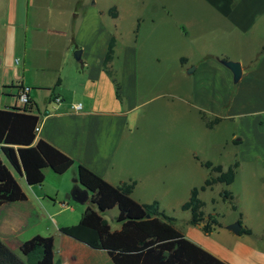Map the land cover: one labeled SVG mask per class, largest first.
I'll return each mask as SVG.
<instances>
[{
  "label": "crops",
  "instance_id": "0c3cea01",
  "mask_svg": "<svg viewBox=\"0 0 264 264\" xmlns=\"http://www.w3.org/2000/svg\"><path fill=\"white\" fill-rule=\"evenodd\" d=\"M77 1L0 0V101L16 102L19 89L28 87V109L39 119L36 140L74 161L61 175L44 169L40 186L17 177L26 199L0 206V241L25 260L23 242L52 236L55 264H113L108 250L134 253L184 238L225 264H264V0H155L151 10L143 9L141 0L142 17L127 31L122 17L134 7L130 0H82L83 12L72 30ZM111 40L108 75L104 60ZM76 50L80 61L74 59ZM215 57L240 63L237 84ZM8 58L19 64L7 67ZM192 66L194 72L187 73ZM55 97L61 102L55 103ZM201 113L208 121L221 120L207 128ZM193 118L210 153L203 160L190 136ZM200 161L224 170L238 163L231 184L205 190L219 186L222 191L224 186L236 208L224 223L212 209L221 191L210 199V209L204 202L205 215L217 214L221 224L209 234L191 225L190 212L181 210L191 190L210 175ZM79 166L113 189L135 182L133 202L157 201L176 221H119V206L103 209L89 191L85 204L66 199ZM205 191L199 193L201 201ZM88 211L106 221L103 249L59 230L77 224ZM153 219L162 232L155 237L148 232ZM239 219L251 235L226 228ZM128 227L132 237L123 235ZM242 237L257 239L247 250L234 249Z\"/></svg>",
  "mask_w": 264,
  "mask_h": 264
},
{
  "label": "trees",
  "instance_id": "16d2710c",
  "mask_svg": "<svg viewBox=\"0 0 264 264\" xmlns=\"http://www.w3.org/2000/svg\"><path fill=\"white\" fill-rule=\"evenodd\" d=\"M82 3V0H78L75 5L71 22L72 30L75 27L78 13L83 12ZM109 13L115 17L114 9H111ZM113 46L114 42L111 40L104 60V68L108 75H111V72L106 65L112 58ZM262 53H264V46L261 50ZM116 95L119 97L118 86ZM30 110L27 108L0 109V206L3 203L26 199L25 193L17 182V177L23 176L29 186H40L45 178L44 169L49 168L55 174L61 175L74 165V161L70 157L52 145L41 139L36 140L35 130L39 119ZM201 119L205 121L207 128H212L221 120L214 118L208 121L203 113H201ZM200 164L210 171V175L200 187L191 190L190 197L181 206V210L190 212V224L193 226H197L200 220L207 217L208 223L201 230L205 234H209L215 228L221 227V224L216 218L217 214L205 215L203 212L205 204L199 199V193L219 183L231 184L238 163H234L225 170L222 166H214L209 161H200ZM75 178L86 190L96 194L95 200L101 208H111L117 204L120 209L119 221L143 220L147 216L158 217L169 224L176 221L175 218L160 210L157 201L142 205L133 202L130 199L135 185L133 181L123 183L113 189L81 166L77 168ZM222 198L230 201L233 199L227 191L223 192ZM231 209L236 210L235 206H231ZM238 222L241 224L240 219ZM105 226L106 221L99 218L94 212L88 211L77 224L61 227L59 230L93 249L100 250L107 243L103 241V233L107 236L108 241ZM131 233L128 227L123 235L132 237ZM241 234L251 235V231L242 228L239 235ZM116 236L119 237V234ZM20 252L26 258L25 260L19 258L0 241V264H55L54 238L52 236L36 235L21 244ZM107 253L113 264H225L184 238L161 242L134 253L113 250H108Z\"/></svg>",
  "mask_w": 264,
  "mask_h": 264
},
{
  "label": "rangeland",
  "instance_id": "374dc122",
  "mask_svg": "<svg viewBox=\"0 0 264 264\" xmlns=\"http://www.w3.org/2000/svg\"><path fill=\"white\" fill-rule=\"evenodd\" d=\"M109 1H115V0H106V2H109ZM138 1H139L140 8H142L141 7V0H130L129 1L130 6H132L134 3V7L130 10V13H128L122 17V29H124L126 31L129 30L131 28V26L134 25V22H136L137 19L142 17L141 12L139 10V6H138ZM136 3H137V5H136ZM143 4H144L143 9H146V10L155 9V0H143ZM126 36H127V33H126ZM11 65L16 66L17 64L15 63V59L10 60L8 58L6 61V66L11 67ZM6 98L7 97H3V101H2L3 103L0 101V109H3L4 107L12 108V107H14V105H17L18 108H21V106L17 103V99H16V102H14L15 100H11V99L8 100ZM0 100H2V99H0ZM7 105H12V106H7ZM154 106H155V101L152 103L151 107H154ZM28 107L29 106H27V109H28ZM151 112L153 115V120L155 122V111H151ZM166 116H168V114H166ZM174 118L176 120V125H177V122H179V120L176 116ZM189 122H190V129H191L190 136L193 138V144H194L193 147L197 150V156L199 157V159L203 160L210 153L205 151V148L203 145L204 138H202V136L199 133V131L201 130L200 125L198 124V122L194 118L192 120H190ZM213 137L217 140H220V138H221V136L216 137V135H213ZM201 139H202V143L200 142ZM195 172L196 171H193L192 175ZM200 175H201V170L196 173V178H199ZM72 185H73V187H75L76 184L72 183ZM79 187H81V186H79ZM220 191L221 190L218 186L213 191L207 190V191H205V193L202 194L201 198H202L203 202H205L207 204L206 209H210V199L213 197H216ZM224 191H226V188L223 186L222 191L220 192L221 196L219 199H217V203H215V202L213 203L214 206H212V209H214L216 211V213L219 214L222 221L224 223H226L235 215V213L232 212V209H231V206H235V203L233 202V199H232V201L223 200L222 194ZM63 201L65 203H72V202L66 201L65 199H63ZM72 204H74V203H72ZM106 218L108 220H110L111 214L110 213L106 214ZM256 223H259V222L256 221ZM112 224H114V223H112ZM148 228H149L148 232L153 237L160 235L162 233L160 230L159 224L157 222H155V219L151 220L150 224L148 225ZM102 237H103V241L106 243L107 242V236L103 233ZM256 239L257 238L242 237L236 242V244L234 245V249H237V248L239 249V247H241L242 249L247 250L248 248L251 247L249 242L250 241L256 242ZM262 259H263V257H262Z\"/></svg>",
  "mask_w": 264,
  "mask_h": 264
},
{
  "label": "water",
  "instance_id": "95a60500",
  "mask_svg": "<svg viewBox=\"0 0 264 264\" xmlns=\"http://www.w3.org/2000/svg\"><path fill=\"white\" fill-rule=\"evenodd\" d=\"M74 59L75 61H80L81 60V51L80 50H76L74 52ZM216 61H218L220 64H222L224 67H226L227 69L230 70V72L232 73V81L233 84H237L239 82V80L241 79L242 76V68L240 63L238 62H234L231 60H222L218 57L214 58ZM195 70V67H191L187 73H193ZM73 183H75V187L73 188V190L71 192H69L66 195V199L68 200H73L79 204H85V202H87L88 199V190H86L77 180V178L73 179ZM79 186L83 187L79 188ZM147 218H149V216H147ZM208 223V218L205 217L202 220L199 221L197 227L202 229L206 224ZM228 230H230L232 233H234L235 235H238L240 230H241V224L239 222H235L232 223L230 225H228L226 227Z\"/></svg>",
  "mask_w": 264,
  "mask_h": 264
},
{
  "label": "built area",
  "instance_id": "2783aa9c",
  "mask_svg": "<svg viewBox=\"0 0 264 264\" xmlns=\"http://www.w3.org/2000/svg\"><path fill=\"white\" fill-rule=\"evenodd\" d=\"M15 63L18 65L19 60H15ZM55 103H60L61 100L58 97L54 98ZM17 103L21 106V109L27 108V106H30V98H29V88L28 87H21L19 89V92L17 94ZM81 106L80 105H75L74 109L76 111L80 110Z\"/></svg>",
  "mask_w": 264,
  "mask_h": 264
}]
</instances>
